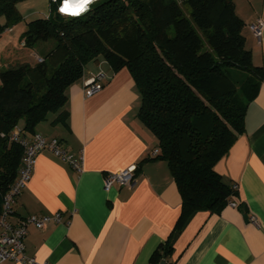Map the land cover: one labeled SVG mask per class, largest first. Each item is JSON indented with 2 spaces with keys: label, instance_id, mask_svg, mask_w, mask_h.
<instances>
[{
  "label": "crops",
  "instance_id": "obj_1",
  "mask_svg": "<svg viewBox=\"0 0 264 264\" xmlns=\"http://www.w3.org/2000/svg\"><path fill=\"white\" fill-rule=\"evenodd\" d=\"M234 5L244 23L245 48L264 75V30L258 44L248 29L256 19L264 22V0H234ZM49 9V0L19 3V24L47 17ZM28 57L31 64L19 63L34 66L41 56L33 52ZM97 75L103 76L102 88L86 97L83 84ZM66 95L64 113L49 114L34 133L57 139L68 154L82 151L83 170L77 173L47 150L36 156L10 222L54 213H60L61 222L29 228L26 256L38 264H151L158 252L169 264H264V80L247 107L244 133L214 167L237 190L219 213L197 212L178 232L181 198L167 164L151 156L157 141L137 119L140 98L128 72H113L103 60L93 62ZM130 166H136L132 186L103 190L106 174ZM252 217L258 227L250 223Z\"/></svg>",
  "mask_w": 264,
  "mask_h": 264
},
{
  "label": "trees",
  "instance_id": "obj_2",
  "mask_svg": "<svg viewBox=\"0 0 264 264\" xmlns=\"http://www.w3.org/2000/svg\"><path fill=\"white\" fill-rule=\"evenodd\" d=\"M25 1L0 0V36L22 22L17 5ZM61 1L49 0V15L26 22L21 36L29 49L53 41L43 61L0 70V211L23 155L11 134L19 129L28 142L49 114H63L67 89L88 63L103 60L113 72L125 69L139 94L137 119L156 139L154 159L167 164L181 198L174 232L197 212L219 213L232 190L214 167L244 133L264 80L234 0H96L73 18L60 15ZM164 258L156 252L150 262Z\"/></svg>",
  "mask_w": 264,
  "mask_h": 264
},
{
  "label": "built area",
  "instance_id": "obj_3",
  "mask_svg": "<svg viewBox=\"0 0 264 264\" xmlns=\"http://www.w3.org/2000/svg\"><path fill=\"white\" fill-rule=\"evenodd\" d=\"M94 1L96 0L92 2ZM65 2L66 0L60 2L58 12L65 17H74L63 14L62 7ZM90 4H88L86 8H88ZM248 29L259 44L264 30V22L260 19H256L253 23L249 24ZM23 45L24 44L21 43L22 47ZM36 60L37 63L43 61L40 57L36 58ZM102 81V75H97L86 80L83 84L84 95L90 97L99 92L102 88ZM10 140L13 142H21L23 146V155L20 160L17 178L10 186L8 192L3 196L2 200L0 211V264H5L7 262H12L14 264H38L33 258L25 254L23 242L28 229L33 227L39 230L48 223H60L61 215L60 213H54L52 215H29L19 220L16 224H12L10 222V216L13 214L16 199L27 186L32 175L35 158L41 151L47 150L51 152L55 157L69 164L77 173H81L83 170V153L80 151L77 155L68 154L65 149L62 148L60 141L57 139L46 140L38 134H33L29 142H24L21 139L19 129L14 130L10 136ZM157 155L158 150L156 149L151 156L155 157ZM135 171L136 166H130L124 170L106 174L103 181V190L108 192L114 185L132 186ZM232 190L236 191L237 186H233ZM228 206L237 208V205L233 202H229ZM249 221L251 224L258 227V222L254 217L250 218ZM157 264L169 263L162 259Z\"/></svg>",
  "mask_w": 264,
  "mask_h": 264
},
{
  "label": "rangeland",
  "instance_id": "obj_4",
  "mask_svg": "<svg viewBox=\"0 0 264 264\" xmlns=\"http://www.w3.org/2000/svg\"><path fill=\"white\" fill-rule=\"evenodd\" d=\"M88 8H86L87 10ZM36 17H43V16H36ZM36 17L32 18V20L36 19ZM31 21V20H28ZM26 21V22H28ZM22 24H18L16 26H13V33H6V34H2L0 36V54H1V50L4 47V44L8 42L9 46L8 49L5 51L4 54L1 55V59H0V69H5V66H1V63H3L4 65H6V63H12L13 61L15 63H19V62H28V63H32V59L28 57V54L33 52L37 55H40L41 57L45 58L47 53L50 51V49H52L53 47V41H46V42H39L37 43L33 49H29V48H25V47H21V36L23 34V32L25 31V23ZM8 53V54H6ZM40 57V58H41ZM36 64L37 60H36ZM92 65V63H88L87 65ZM45 65L47 66V69H50V61L47 59ZM86 65V66H87ZM86 69V67H85ZM139 95V94H138ZM140 98V97H139ZM20 124V123H19ZM21 126V124L19 125Z\"/></svg>",
  "mask_w": 264,
  "mask_h": 264
},
{
  "label": "bare ground",
  "instance_id": "obj_5",
  "mask_svg": "<svg viewBox=\"0 0 264 264\" xmlns=\"http://www.w3.org/2000/svg\"><path fill=\"white\" fill-rule=\"evenodd\" d=\"M92 1H93V0H89L88 3L83 4V10L79 11L78 14L73 15V14H71V13H72L73 10H74V6L80 4L81 0H66V4L68 5V8H67V11L64 12V14H65V15H70V16H77V15H80V13H81V12L83 13V12L85 11V9H86V6H87L88 4H90ZM82 13H81V14H82Z\"/></svg>",
  "mask_w": 264,
  "mask_h": 264
},
{
  "label": "snow or ice",
  "instance_id": "obj_6",
  "mask_svg": "<svg viewBox=\"0 0 264 264\" xmlns=\"http://www.w3.org/2000/svg\"><path fill=\"white\" fill-rule=\"evenodd\" d=\"M88 2H89V0H81L80 4L74 6V10L71 14H73V15L78 14L79 11L83 10V4H86ZM67 8H68V5H66L65 8L62 9V11H67Z\"/></svg>",
  "mask_w": 264,
  "mask_h": 264
},
{
  "label": "clouds",
  "instance_id": "obj_7",
  "mask_svg": "<svg viewBox=\"0 0 264 264\" xmlns=\"http://www.w3.org/2000/svg\"><path fill=\"white\" fill-rule=\"evenodd\" d=\"M73 18V17H72Z\"/></svg>",
  "mask_w": 264,
  "mask_h": 264
}]
</instances>
